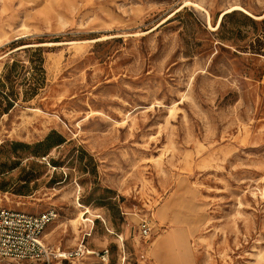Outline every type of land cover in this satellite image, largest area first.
I'll list each match as a JSON object with an SVG mask.
<instances>
[{"label":"rangeland","instance_id":"374dc122","mask_svg":"<svg viewBox=\"0 0 264 264\" xmlns=\"http://www.w3.org/2000/svg\"><path fill=\"white\" fill-rule=\"evenodd\" d=\"M263 13L0 0V207L93 251L55 264H264Z\"/></svg>","mask_w":264,"mask_h":264},{"label":"built area","instance_id":"2783aa9c","mask_svg":"<svg viewBox=\"0 0 264 264\" xmlns=\"http://www.w3.org/2000/svg\"><path fill=\"white\" fill-rule=\"evenodd\" d=\"M55 217L52 210L31 214L0 207V264H55L61 260L82 259L93 252L82 240L66 252L47 245L43 240V231ZM138 232L142 238H149V221L142 219ZM104 255L105 252L100 254L101 257Z\"/></svg>","mask_w":264,"mask_h":264},{"label":"bare ground","instance_id":"6f19581e","mask_svg":"<svg viewBox=\"0 0 264 264\" xmlns=\"http://www.w3.org/2000/svg\"><path fill=\"white\" fill-rule=\"evenodd\" d=\"M188 3H189V2H188ZM194 5H195V4H194ZM233 10H239V11H242L243 13H245V14L251 16V17H255L253 14H251L249 11H247V10L244 9L243 7H241V6H239V5H232V6L226 8L225 10H223V11L221 12L217 24L220 23V20H221V18L223 17L224 14L229 13V12H231V11H233ZM263 16H264V13L260 15V18L263 17ZM207 17H208V16H207ZM208 23H209V17H208ZM217 26H218V25H217ZM217 26H215L214 29H215ZM85 213H90V211H89L88 209H86L85 211H83V212L80 213V215H81V220H82V221H87V220H89L88 218H83V216H84ZM76 221H77V220H75V221L73 222V223H74V226L76 225ZM174 232H175V231H174ZM179 238H180V237H179ZM178 240H180V239H178ZM178 243H179V242H178Z\"/></svg>","mask_w":264,"mask_h":264},{"label":"trees","instance_id":"16d2710c","mask_svg":"<svg viewBox=\"0 0 264 264\" xmlns=\"http://www.w3.org/2000/svg\"><path fill=\"white\" fill-rule=\"evenodd\" d=\"M5 96L8 97L7 93H5ZM10 98V97H9Z\"/></svg>","mask_w":264,"mask_h":264}]
</instances>
